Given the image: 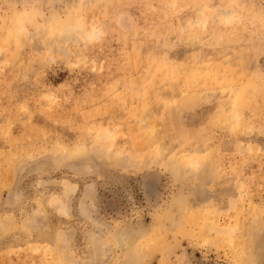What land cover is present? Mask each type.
I'll return each mask as SVG.
<instances>
[{"label":"rangeland","instance_id":"obj_1","mask_svg":"<svg viewBox=\"0 0 264 264\" xmlns=\"http://www.w3.org/2000/svg\"><path fill=\"white\" fill-rule=\"evenodd\" d=\"M0 264H264V0H0Z\"/></svg>","mask_w":264,"mask_h":264},{"label":"bare ground","instance_id":"obj_2","mask_svg":"<svg viewBox=\"0 0 264 264\" xmlns=\"http://www.w3.org/2000/svg\"><path fill=\"white\" fill-rule=\"evenodd\" d=\"M123 242V241H122ZM124 244L126 245L127 244V241L125 240Z\"/></svg>","mask_w":264,"mask_h":264}]
</instances>
